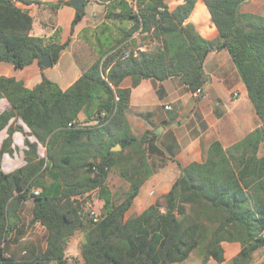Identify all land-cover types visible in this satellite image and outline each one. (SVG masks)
Listing matches in <instances>:
<instances>
[{
    "label": "trees",
    "instance_id": "16d2710c",
    "mask_svg": "<svg viewBox=\"0 0 264 264\" xmlns=\"http://www.w3.org/2000/svg\"><path fill=\"white\" fill-rule=\"evenodd\" d=\"M21 1L53 7L64 3ZM204 1L218 29L215 39L202 37L193 23H185L196 0L172 10L167 0H132V5L119 0L123 10L118 16L131 17L133 26L66 90L44 74L33 88L14 76H0V100L5 101L0 157L21 151L24 161L12 171L0 163V264H69L66 251L78 230L85 232L83 264L181 263L195 249L204 261L223 262V243L234 241L241 248L233 261L243 264L264 247V15L242 11L245 0ZM84 14L76 11L72 30ZM33 22L17 0H0V62L22 69L38 61L44 68L45 53L58 61L71 38L60 43L53 36L34 35ZM139 28L144 32L140 45L154 42L148 49L140 50L129 39ZM223 48L238 68L261 126L229 147L212 142L203 161L180 165L168 192L125 218L159 167L153 153L160 155L152 130L141 136L132 132L126 115L132 87L146 78L178 76L193 93L208 81L207 54ZM126 77L132 84L121 87ZM82 112L84 123L79 120ZM118 143L122 149L112 150ZM112 168L129 183L118 203L107 185ZM93 190L104 201L98 222L84 217L75 198ZM29 199L30 223L46 228L47 246L33 258H17L8 247L12 236L19 239L27 231L18 225Z\"/></svg>",
    "mask_w": 264,
    "mask_h": 264
},
{
    "label": "crops",
    "instance_id": "0c3cea01",
    "mask_svg": "<svg viewBox=\"0 0 264 264\" xmlns=\"http://www.w3.org/2000/svg\"><path fill=\"white\" fill-rule=\"evenodd\" d=\"M62 1L64 3L59 7L47 3L24 4L19 1L20 6L28 9L34 17V35L47 38L53 36L60 43L71 38L69 45L61 51L58 61L44 68L38 61H34L15 73L11 66L3 68L5 64H0V76H14L22 80L27 87L33 88L44 74L66 90L134 24V20L129 16H118L123 10L119 0H85V14L72 30L77 11L73 5L74 0ZM128 1L133 4L132 0ZM184 1L167 0V3L172 10ZM247 1L243 3L242 11L264 15L263 6L252 9L253 6ZM187 22L193 23L199 34L206 39L218 37V29L204 0H196L185 23ZM142 36L144 32L139 28L129 39H134V46L140 50L153 46L150 43L140 45ZM204 71L208 75V81L204 84L203 95L200 97L194 96L178 76L163 81L146 78L132 87L126 111L132 132L141 136L146 130H152L153 144L160 150V155L153 153L154 156L167 159V162L160 164L142 185L134 200L138 205L146 208L154 203L158 196L168 192L181 173L180 165L203 161L215 140H219L224 147H229L262 124L238 68L226 48L213 49L207 54ZM131 84V77H126L121 87H129ZM81 115L85 117L82 112L79 119ZM1 165L4 166L3 163ZM12 170L14 169L9 167L8 171ZM25 205L32 209L33 199L26 201ZM24 206L19 212L21 221L18 226H25L27 231L19 239H15V235L12 236L8 250L9 254L17 258L26 255L33 258L45 250L47 231L38 222L30 223L32 214L27 216ZM79 241L75 235L69 241L66 251L69 264L72 256L79 257V264H83Z\"/></svg>",
    "mask_w": 264,
    "mask_h": 264
},
{
    "label": "rangeland",
    "instance_id": "374dc122",
    "mask_svg": "<svg viewBox=\"0 0 264 264\" xmlns=\"http://www.w3.org/2000/svg\"><path fill=\"white\" fill-rule=\"evenodd\" d=\"M19 1L20 0H17V4L20 6L21 3H19ZM247 3L253 6L252 9L258 8V6H263L264 8V0H248ZM150 44H154V42L150 41ZM0 64H5L3 65V68H5L4 66H7V65L11 66L13 68L14 73L19 70V69H15V67L11 63H8L5 61H2ZM4 105H5V101L0 100V110L5 108ZM79 120L82 123H84L85 122L84 115H81V118ZM92 123H94V121L88 124H92ZM17 136L18 135H16V137ZM260 154H264V146L262 147ZM166 162H167V159H160V158L157 159V163L159 165L164 164ZM0 163L4 164L3 167H4V170L6 171L9 170V167L15 169L24 163L23 153L21 151H18L13 155L5 154L4 156L0 157ZM107 185L109 186L112 194L114 195L115 202L118 203L121 197L123 196V193L125 192V190H127L129 183L128 181H126L120 176L118 169L112 168L109 171ZM79 200H82L83 202H85V204L83 205V210H81L83 214L86 212V209L90 207H94L100 212H103L104 201L99 197L97 190H93L89 193H85L79 196ZM24 207H25L24 210L27 216L30 213L32 214V209L30 207H28L27 205H25ZM144 208L145 206L138 205V203L134 201L133 205L126 212L125 218L139 214ZM84 234L85 232L83 230H78L75 234V237L80 240L79 241L80 249H81L82 240L84 238ZM223 246L225 250L224 252L225 260L223 262H218L213 258L209 259L208 261H204L203 255H201L199 249H195L188 260L181 262V263H173V264H205V263L206 264H239L233 261V257L237 254V252L241 248L240 242L238 241L224 242ZM72 258L73 259L71 260L70 264H79V260H80L79 257L72 256ZM243 264H264V247L259 248L257 251H255L251 259L248 262H245Z\"/></svg>",
    "mask_w": 264,
    "mask_h": 264
},
{
    "label": "built area",
    "instance_id": "2783aa9c",
    "mask_svg": "<svg viewBox=\"0 0 264 264\" xmlns=\"http://www.w3.org/2000/svg\"><path fill=\"white\" fill-rule=\"evenodd\" d=\"M201 94H203V88L202 87L198 88L196 91L193 92V95L196 96V97L200 96ZM116 98L119 99L118 96ZM166 108H170V106H166ZM101 116H102V118H105L107 116L106 112H102ZM38 192H39L38 190H35L36 194ZM75 198L79 200V196L75 197ZM79 201L81 202V205H82V208H83V205L85 204V202H83L82 200H79ZM83 215L88 220H91L93 222H98L99 220L102 219L103 212H100L99 210H97L94 207H90V208L86 209V212Z\"/></svg>",
    "mask_w": 264,
    "mask_h": 264
},
{
    "label": "water",
    "instance_id": "95a60500",
    "mask_svg": "<svg viewBox=\"0 0 264 264\" xmlns=\"http://www.w3.org/2000/svg\"><path fill=\"white\" fill-rule=\"evenodd\" d=\"M247 1V0H245ZM244 1V2H245ZM73 5L76 8L77 11L79 12H84L85 10V0H74ZM41 64L46 67H50L54 64L52 60V56L49 53H45L41 56ZM122 149V144L118 143L115 146L112 147V150L114 151H119ZM32 264H40L39 262H34Z\"/></svg>",
    "mask_w": 264,
    "mask_h": 264
}]
</instances>
